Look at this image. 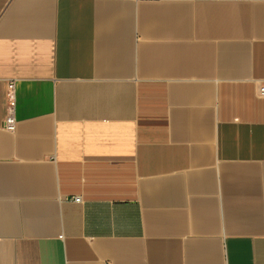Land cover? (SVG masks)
Segmentation results:
<instances>
[{"label": "crops", "instance_id": "crops-1", "mask_svg": "<svg viewBox=\"0 0 264 264\" xmlns=\"http://www.w3.org/2000/svg\"><path fill=\"white\" fill-rule=\"evenodd\" d=\"M262 82L264 0H0V264H264Z\"/></svg>", "mask_w": 264, "mask_h": 264}, {"label": "built area", "instance_id": "built-area-1", "mask_svg": "<svg viewBox=\"0 0 264 264\" xmlns=\"http://www.w3.org/2000/svg\"><path fill=\"white\" fill-rule=\"evenodd\" d=\"M260 95L264 96V82L260 85L259 88ZM6 101H7V115L4 120V128L8 131H15L16 129V92H15V84L14 82H10L7 85L6 89ZM76 202L81 200L80 197H75Z\"/></svg>", "mask_w": 264, "mask_h": 264}]
</instances>
